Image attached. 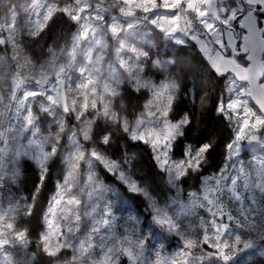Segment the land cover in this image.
Masks as SVG:
<instances>
[{
	"label": "snow or ice",
	"instance_id": "obj_1",
	"mask_svg": "<svg viewBox=\"0 0 264 264\" xmlns=\"http://www.w3.org/2000/svg\"><path fill=\"white\" fill-rule=\"evenodd\" d=\"M0 10V264H252L253 253L264 256V0H0ZM58 27L60 43H46ZM149 32L181 50L198 46L192 71L224 84L213 110L234 134L216 172L205 174L211 143L185 146L195 116L178 113L176 101L187 70L154 59L160 52L138 43ZM134 93L148 96L138 115L124 102ZM121 140L150 150L170 201L145 186L134 157L116 158ZM22 168L35 174L27 195H17ZM193 176L198 188L185 192ZM132 197L144 201L139 216L124 214L140 207ZM185 217L198 220L196 231ZM32 220L44 229L36 252L32 229L20 226ZM157 236L181 246L148 255Z\"/></svg>",
	"mask_w": 264,
	"mask_h": 264
},
{
	"label": "trees",
	"instance_id": "obj_2",
	"mask_svg": "<svg viewBox=\"0 0 264 264\" xmlns=\"http://www.w3.org/2000/svg\"><path fill=\"white\" fill-rule=\"evenodd\" d=\"M2 12L3 11L0 10V14ZM60 31L61 29L58 27L53 33V36L46 40V43L51 44L53 40H55V42L59 44L60 40L57 39V37L59 36ZM151 37L152 42L148 45L151 52H160L159 56H162L163 59H174L176 61L177 69L183 66L187 70V77L185 78L184 76H181L180 78L179 82L181 84V95L176 101V111L178 113L182 111H190L195 116V122L191 126V131L188 134L187 140H185V146H187L189 143L194 147H198L202 143H211L213 145V150L208 156V165L206 166L205 174L216 172L217 169L225 163V145L229 142L234 134L232 125H230L226 119H221L219 114L213 110L215 104V100L213 98L222 92L224 84L209 77L206 72L201 73L192 71V69L197 67L196 61L199 56L197 50L193 48L191 44L181 50V46H171L169 45L168 41H161L160 38L153 33L151 34ZM161 45H163V47H161ZM33 52L34 58L40 57V49H34ZM165 53L167 55H165ZM40 58L42 59V57ZM175 70L176 69H171V71ZM185 84L188 85L187 93H183ZM147 98L148 96L146 93H134L130 101L126 97L124 102L130 103L131 106L129 107V111H132L138 115L140 111H142L143 104ZM137 105L139 107H136ZM113 131L116 132L117 137L122 135V133H120L115 128ZM119 147L120 151L116 152L117 145L114 143L113 148L110 151L116 152V158L119 160H123L126 155L129 157H134V159L131 160L133 169L138 170L137 174L144 178L145 186L159 188L163 195L161 202H163L166 197L171 195L172 191L168 189L165 183L166 176L160 173L155 167V162L152 159L151 152L146 146L142 144L139 145L138 147L140 152H137L135 148L126 149L123 146V141L121 140ZM176 157L180 156L177 155ZM56 171L57 169L52 170L53 179L51 184L52 191L50 192V195L55 188L54 172ZM34 179V172L28 170L27 168H22L20 190L17 192V190L14 188L13 191L17 192V195H27L23 189L25 185L30 187L31 182ZM197 188L198 181L195 176L187 179L184 182L185 192L195 190ZM158 199H161V197H158ZM132 200L139 202V209L143 208L144 201L142 198L132 197ZM134 205L137 207L136 203H134ZM44 207H47L46 203ZM20 226H28L30 229H32L30 233V239L34 241V243L30 246L29 251L36 252L38 236L44 229L38 226L36 220H32L29 225L21 224ZM40 264H47V258L41 257ZM252 264H264V256L256 255L252 257Z\"/></svg>",
	"mask_w": 264,
	"mask_h": 264
},
{
	"label": "rangeland",
	"instance_id": "obj_3",
	"mask_svg": "<svg viewBox=\"0 0 264 264\" xmlns=\"http://www.w3.org/2000/svg\"><path fill=\"white\" fill-rule=\"evenodd\" d=\"M3 12L0 14V17L3 16ZM151 32L145 34V35H142L138 38V43L140 45H143L145 47V50H149V47L148 45L152 42V37H151ZM192 44H194V42H192ZM196 48H198V46H196ZM195 48V49H196ZM154 59L155 58H160V59H163L162 56H159V57H153ZM155 71V70H153ZM70 83L75 86L76 84H78L80 82V75H79V71L78 70H74L70 73ZM153 79H157V80H163L164 77L163 76H159V77H153ZM226 95V94H225ZM143 110V109H142ZM45 135H47V130H45ZM252 156H253V153L251 151H249L247 148H245L243 151H242V158L244 159L245 163H247L249 160L252 159ZM176 159H180L181 157H175ZM63 165L60 166L59 169H57L55 173V188L52 192V194L55 193V190H56V182H57V179H59L61 182H62V179H63V176L62 174L58 177L57 176V172H61L62 173V170H63ZM172 195H173V192L171 193V195L169 197H166V199L163 201H170L171 198H172ZM231 207H233V209L235 208V205H230ZM144 212V206L142 209H138L134 203L131 204L130 207H128L127 209V212H125L124 214L127 215V214H133V215H137L139 216L141 213ZM201 215H205L207 216V213H204L202 210L200 212ZM184 219V222H185V225L186 226H190L191 227V230L193 231H196L197 230V224H198V220L195 218V217H185L183 218ZM142 227H144L142 225ZM44 231V230H43ZM42 231V232H43ZM118 231H119V228H118ZM232 232L233 234H240L242 235V238H245L244 235H243V232L242 230L240 229H236V228H233L232 229ZM181 241L178 237H174V236H157L155 238H152L151 241H150V244H149V253L148 255H151V253L155 250V249H159L160 248V245L163 244V254L164 255H170L172 253H174L175 251H177L180 246H181ZM257 254L253 253L252 257L256 256ZM121 264H128V261L126 258H122L121 259Z\"/></svg>",
	"mask_w": 264,
	"mask_h": 264
}]
</instances>
